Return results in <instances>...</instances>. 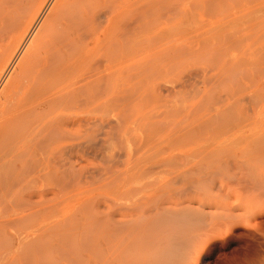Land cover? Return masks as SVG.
I'll return each instance as SVG.
<instances>
[{"label": "bare ground", "instance_id": "bare-ground-1", "mask_svg": "<svg viewBox=\"0 0 264 264\" xmlns=\"http://www.w3.org/2000/svg\"><path fill=\"white\" fill-rule=\"evenodd\" d=\"M174 2L0 0V264H43L48 223H57L60 188L77 176L76 154L93 148L94 138L108 131V108L123 100L126 73L153 50L155 28L170 18ZM224 136L231 150L243 144L242 137ZM219 138H209L204 146L213 147ZM245 143L243 151L251 149L250 154L237 146L240 153L233 154L232 163L221 154L226 160L202 161L208 151L196 155V166H190L188 159L194 162L196 156L188 152L178 159L188 158L183 162L189 166L175 167L170 159V167L165 160L160 162L164 166L132 164L114 188L119 198L112 196L111 202L116 200L106 213L104 263L187 264L191 257L186 254L192 252L184 248L200 241L194 235L199 230L193 231L201 225L202 250L232 238L242 227L243 253L236 264H264V137ZM232 199L246 206V213L233 212ZM192 200L208 212L194 211ZM220 206L225 207L224 220L220 215L223 221L207 229V213Z\"/></svg>", "mask_w": 264, "mask_h": 264}, {"label": "rangeland", "instance_id": "rangeland-1", "mask_svg": "<svg viewBox=\"0 0 264 264\" xmlns=\"http://www.w3.org/2000/svg\"><path fill=\"white\" fill-rule=\"evenodd\" d=\"M175 1L170 18L160 22L162 24H157L155 28V49L152 47L149 56L146 53L140 57L138 68L126 73L127 87L123 100L108 108V133L95 137L92 142L94 145L91 146L93 148L87 152L80 151L76 154L77 176L71 183L60 188L59 213L55 218L58 224L52 221L49 226L48 223L49 228L56 229L46 230L51 234L49 231L46 233V237L50 239L43 251V264H105L106 213L116 200L114 198L111 202L112 196L116 194L114 197L119 198L118 190L114 193V188L118 189L129 168L153 163L160 165L164 160L165 164H171L172 161L171 165L175 167L190 164L189 162L190 166H196L200 161L198 156L201 153L207 156L208 151L209 158L204 156L202 161H217L221 154L228 157L229 161L232 159V163L235 160L233 154H239L240 151L245 155L250 154L251 149L247 148L248 152H244L247 144L244 142L250 138L253 140L255 137H264V126L261 125L264 124V0ZM228 102L231 104L229 109L225 107L229 105ZM221 109L226 111L222 112ZM260 112L262 121L258 117ZM233 114L236 121L232 119ZM226 126L228 128H224ZM224 134L228 139L243 138L240 141L242 146L234 145L237 150L240 149L239 152L236 147L231 150L232 146L223 142ZM214 137L215 140L220 137L219 141L215 143ZM209 138L215 143L213 147L204 146L208 144L206 140ZM218 145L222 149L221 153V149L217 150ZM214 150L217 157L212 154ZM187 152L189 155H198L197 159L193 158L195 161L192 162V158L185 157L189 162L184 163L187 160L182 156ZM180 155L182 156L178 159ZM223 156L219 159H225ZM166 159L171 161L167 162ZM239 159L241 160L238 157L237 160ZM162 164L160 166L165 165ZM194 201L191 202L194 211L200 212L203 209L208 212L207 207H203L198 200ZM231 201L233 212L246 213V206L241 207L237 200L234 202L235 199ZM224 208L220 206L216 208L218 210L212 209L211 213H207L210 215V218L207 215V219L211 225L207 222L201 224L208 229L215 225L212 223L222 222L226 213ZM215 216H220L223 220L220 217L216 220L218 217ZM197 226L196 229L190 226V232L192 228L195 229L193 233L199 230L194 235L200 241L191 235L195 239V245L190 241L184 248L189 253L192 252V255L186 254L188 259L194 257L190 258L192 264H236L240 261L238 258H242L243 253L240 237L242 227L234 230L232 238L226 241L219 239L213 246L207 247L209 250L203 251L202 234L205 229L202 230L201 225ZM206 253L209 256H205ZM189 262L187 264H191Z\"/></svg>", "mask_w": 264, "mask_h": 264}]
</instances>
